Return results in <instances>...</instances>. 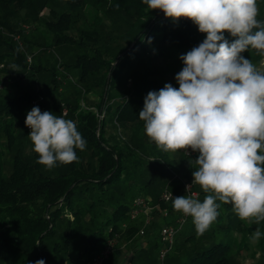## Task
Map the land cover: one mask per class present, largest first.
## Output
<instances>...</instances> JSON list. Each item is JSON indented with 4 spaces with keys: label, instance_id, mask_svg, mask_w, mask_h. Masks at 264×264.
Here are the masks:
<instances>
[{
    "label": "trees",
    "instance_id": "trees-1",
    "mask_svg": "<svg viewBox=\"0 0 264 264\" xmlns=\"http://www.w3.org/2000/svg\"><path fill=\"white\" fill-rule=\"evenodd\" d=\"M62 4L69 5L73 13L62 12L55 21V8ZM257 4V19L262 21L264 0H257ZM18 17L23 22L15 23ZM31 26L35 28L32 31ZM228 35L224 33L225 38ZM204 39L206 34L191 20L173 21L160 10H150L143 0H0V83L2 75L9 78L8 86L0 92V264H35L40 259L45 264H89L105 244L120 234L138 197H151L154 204L167 209L168 218L159 212L154 216L160 215L164 225H173L176 215L181 214L174 210L172 202L162 200L164 189L159 191V186L167 187L175 176L182 178L178 179L182 187L183 181L192 182L194 160L199 153L194 159L182 154L175 164L167 162L163 155L166 153L145 134L144 122L139 118L141 109L131 99L126 100L131 90L126 89L128 79L122 77L132 57L150 56L164 62L176 59L182 63L180 57ZM51 41L78 44L86 54L65 63L54 58L56 64H52L48 58L53 48ZM38 46L40 51L29 63V54ZM80 68L85 83L81 88L83 105L69 102L68 98L60 102L56 95L61 94L63 82L67 84L70 73ZM60 70L64 71L61 79ZM25 79L26 86L18 85L24 91L11 96L12 83ZM91 92L98 95V103H90L87 96ZM40 97L44 98V111L63 116L64 109H68L65 119L77 123L86 147L76 150L75 162L57 164L52 169L37 163L25 120L32 102ZM48 97L53 101H46ZM111 111L118 124L133 131L134 143L108 140L104 125ZM97 113L104 114L102 121ZM140 130L146 137L144 147L135 136ZM24 141L32 145L31 152H26ZM4 147L12 155L8 162ZM133 186L137 189L128 202ZM198 190V199L203 201L206 194L199 187ZM228 207L232 205L221 204L219 216L210 226L215 227L207 232L214 235L227 229L233 238L212 240L217 236L192 234L163 260L159 250L161 264H240L241 252L250 250V236L257 229L262 233L259 262L264 264V221L257 224L237 216L234 222L229 219V225L218 229ZM140 225H129L124 235L128 242L141 235ZM235 229L242 232L241 239L234 235ZM154 253V248L146 251L151 258Z\"/></svg>",
    "mask_w": 264,
    "mask_h": 264
},
{
    "label": "clouds",
    "instance_id": "clouds-1",
    "mask_svg": "<svg viewBox=\"0 0 264 264\" xmlns=\"http://www.w3.org/2000/svg\"><path fill=\"white\" fill-rule=\"evenodd\" d=\"M143 3L173 21L191 20L206 34L198 47L180 57L184 67L175 77L179 87L165 84L150 91L139 112L146 136L158 149L199 153L191 184L206 195L202 202L174 197V210L192 217L198 234L217 219L221 204H231L242 221H264V71L241 55L251 48L264 56V21L257 19V0ZM225 32L235 37L233 42ZM25 124L37 163L47 169L75 162L76 150L86 147L76 123L50 111L33 107ZM261 235L257 229L252 239Z\"/></svg>",
    "mask_w": 264,
    "mask_h": 264
},
{
    "label": "rangeland",
    "instance_id": "rangeland-1",
    "mask_svg": "<svg viewBox=\"0 0 264 264\" xmlns=\"http://www.w3.org/2000/svg\"><path fill=\"white\" fill-rule=\"evenodd\" d=\"M55 11H56L57 15L52 17V19L55 21H57L58 17L60 16V14L62 12L73 13L70 6L66 5V4L59 5L58 8H55ZM45 13L46 12H44L43 14H45ZM47 16H48V13H47L46 17ZM54 17L56 19H54ZM262 21H264V20L262 19ZM21 22H23L21 20V17L16 18L15 23L18 24ZM25 26H27V24H25ZM34 29L35 28L32 26L30 27L31 31ZM1 32H3V31H1ZM69 34L72 36H76V33L74 34L71 31ZM72 38H74V37H72ZM74 39H76L77 41L79 40V38H77V37ZM226 39L228 41L234 40L235 37H232L229 34L226 37ZM42 41L43 40L39 41V43L42 44L43 43ZM51 44L53 45V48H52L51 53L48 55V58L52 61V64H56V61L54 58H56V60L61 59L62 62L65 63L71 59H73V61L77 60V58L79 56L81 57L82 55L86 54L85 49L81 48L80 45H78V44H73L72 46H70V45L68 46L64 43L63 44H57L54 41H51ZM40 49L41 48L39 46H38V48L35 47L34 51H32L30 54L28 53L29 56H31V57L35 56L36 52L40 51ZM88 55L91 56L90 52ZM241 55H243L245 58L250 59L251 62L254 65H256L259 70L264 71V57H261V55L256 50L250 48L248 51L242 53ZM32 60H33V58H32ZM183 67H184V63L183 62L181 63V61H176V59L166 60V62H164V61H157L156 59H150V56L132 57L129 60L128 66H127L126 70L124 71V74L122 77V79H124V80L128 79V85H127L126 89L131 90V96H129V98L127 97L126 100L131 99L142 110L144 107V99L143 98H145L150 91H157L158 92L160 89H162L165 86V84H171L174 88L179 87V84L176 81L175 77L182 70ZM12 71L14 72L15 69H12ZM60 71H58V72L60 75L59 78L61 79L62 76L64 75V71L63 70H60ZM81 71H82L81 68L78 69L77 71H72L70 73V74H72V76L67 81V84L63 82V87L60 89L61 94L56 95V98H58L60 100V102H61L62 98H64V99L68 98L69 102H73L74 104L76 102H80L81 105H83V102H82L83 96H82L81 88L84 87L85 83L82 82V80H81V76H82ZM147 74H148V77H146ZM6 76H8V75H2L1 80H3L4 77H6ZM27 82H28V80L25 79L21 82L18 81V82L12 83V89H11V91H9L11 96H18L19 94H21L24 91V87L19 89L18 85L21 84L22 86H26L28 84ZM49 83H50V80H49ZM87 98L89 99L90 103L96 104L99 102V97L94 92H91L90 94H88ZM46 101L52 102L53 99H51V97H48L46 99ZM47 104H45V105H47ZM62 107H63V103H62ZM104 126H105L104 127L105 132L109 136L108 140L115 138V139L121 141L122 143H126L129 141H132V143L135 142L133 139V136H134L133 131H131L130 128L124 127L122 125V123H120V122L118 124L115 121L114 112L111 111L108 113V116L106 118ZM135 136H136L137 141L140 145H142L143 147L147 145L144 142L146 137L144 136L142 130H140L139 133H136ZM28 139H29V137H28ZM24 142H25V144L23 143V147L24 148L27 147L26 152H31L32 145L29 146L26 141H24ZM3 144H5V141ZM4 152L6 155V160L8 162L10 159H12V155L5 147H4ZM165 153L166 154H163L165 156V160L171 164H175L174 162L179 161L181 158L180 156H182V153L180 151L165 152ZM142 160L146 161L147 158H142ZM149 160L150 159H148L147 161H149ZM6 169L8 172L11 170L10 167H7ZM135 176L136 175H133V177H135ZM178 179L179 178H173L172 177L171 180L169 181L167 187L164 188V184L159 186V191H162L164 189L163 190V192H164L165 189H169L175 197H178L181 195L187 196V193L185 191V187L183 186L184 187L183 188L181 186L182 183ZM198 187H199L198 185H195L194 189L196 190V192L199 193ZM132 189L133 190L130 191L129 195H128V197H129L128 202L132 201V199H133L132 196H134L135 190L137 189V187L133 186ZM116 193H118V192H116ZM115 196H116L115 199L118 198L117 194ZM148 198H149L151 205L154 204L152 201V198L151 197H148ZM199 200L201 201V198ZM227 206H229V205H227ZM224 210H225V208H222V211H224ZM226 215H230V216L227 218ZM159 216H152L154 218V220L150 225L146 224V216L143 214H140L135 219L130 217V220L126 221L121 226L120 232H119L120 234L114 238L115 239V242H114L115 248H114L113 254L110 256V258L108 260H106L102 264L109 263V261H111L110 264H152V262H154V264H161L162 261L160 259H158L157 253L159 252V250H161L160 248L162 246V242H161V238H160V231H161V229L165 223H164V220ZM179 216L176 215V217H175L176 219L172 221L173 225H176V222H177ZM224 216H225L224 221H222V223H220V226L218 229H220L221 226L229 225L231 223L230 220L232 222H234L235 218L237 217V215L234 213L232 207H228L226 209V211L224 212ZM172 218H174V217H172ZM170 219H171V216H170ZM133 222L136 223L137 225H140V223H142V225H140V226L145 231L143 232V234L137 236V238H135L134 240L128 242L124 238V235H125L127 229L129 228V225ZM237 222H238V220H237ZM159 227H160V229H159ZM213 227H215V226L213 225L211 228H209V230L213 231V230H211ZM110 229L111 228H109V230ZM208 232L206 231V232H204V234L208 235V236L213 235V233L209 234ZM228 232H229V230H227V229L222 230L220 232V234H214L213 236H217V238L216 239L213 238L212 240H220V239L226 240L227 238H233V236ZM233 233L238 239L242 238V232L241 231L235 229ZM192 234H195L198 236V233H197V230L193 224L192 218H190L186 222V224L182 227L180 232L177 234V236H176L177 244L175 245V247L173 248L172 251L173 252L175 251L178 243H182L183 239H186L187 237H189ZM249 236H250V234H249ZM250 237H251L250 250H243L241 252L240 264H260V262H259L260 248L258 245L259 239L253 240L252 235ZM214 243H216V242H214ZM106 245L107 244H105V246ZM184 245H186V244L184 243ZM149 248H151V249L154 248L155 253H154V256L152 258H151V255L149 256L146 254V251ZM253 253H255V255L257 254L256 257H252ZM99 254H96L95 256H98ZM151 254H153V253L151 252ZM155 255H156V259H154ZM114 256L116 257V259H113Z\"/></svg>",
    "mask_w": 264,
    "mask_h": 264
},
{
    "label": "built area",
    "instance_id": "built-area-1",
    "mask_svg": "<svg viewBox=\"0 0 264 264\" xmlns=\"http://www.w3.org/2000/svg\"><path fill=\"white\" fill-rule=\"evenodd\" d=\"M28 61H29V63H31V61H32L31 56H28ZM8 82H9L8 77H5L2 80V82L0 83V92H2L8 86ZM43 101H44L43 97H40L39 99L34 100L32 102L31 110L33 109V107H39L41 112H44V109L41 108V103ZM68 114H69V110L64 109L63 117L65 118ZM97 116L99 117L100 121H102L104 119V114L97 113ZM76 125H77V123H76ZM26 129H27V133L29 134L31 129L27 126H26ZM180 152L186 158H189V159H194L198 155V152H194L191 149H188L187 152L180 150ZM175 178H179L182 180V178L179 176H175ZM183 183H184V187H185V190L187 191L188 196H191L193 198H199V193L196 192V190H194L195 184H191L192 182H184V181H183ZM187 186H189L188 189H187ZM173 199H174L173 193L169 189H165V191L162 194V200L166 203H171L173 201ZM155 212H159V214L163 218L169 217L168 210L163 209L160 204H152L151 205L149 199L143 198V197H138V198H136V200L133 204V209H132L130 216L133 219H135L140 214H143L146 216V224L150 225L154 220V218L152 216H154ZM190 218H191L190 216H184L181 213V216L178 218L176 225H164L162 227L161 233H160V238H161V242H162L163 247L160 250V254H159L161 260H163L167 256V254H169L173 250L177 234L180 232L182 227L186 224V222ZM144 231L145 230L142 229L141 234H143ZM114 242H115V239L110 240L107 243V245L104 247L102 252L98 256H95L94 259L89 264H102L106 260H108L114 252V248H115Z\"/></svg>",
    "mask_w": 264,
    "mask_h": 264
},
{
    "label": "crops",
    "instance_id": "crops-1",
    "mask_svg": "<svg viewBox=\"0 0 264 264\" xmlns=\"http://www.w3.org/2000/svg\"><path fill=\"white\" fill-rule=\"evenodd\" d=\"M172 220V219H171Z\"/></svg>",
    "mask_w": 264,
    "mask_h": 264
}]
</instances>
